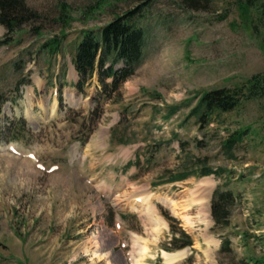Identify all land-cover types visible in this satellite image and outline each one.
<instances>
[{
    "label": "rangeland",
    "instance_id": "obj_1",
    "mask_svg": "<svg viewBox=\"0 0 264 264\" xmlns=\"http://www.w3.org/2000/svg\"><path fill=\"white\" fill-rule=\"evenodd\" d=\"M198 1L25 0L37 16L0 48V264L264 263V88L204 128L188 117L201 93L264 74V22L243 0ZM134 9L142 62L98 107L96 86L74 87L75 47L82 31ZM50 40L62 43L55 55L41 48ZM21 119L24 133L9 140L3 127ZM203 167L226 172L201 177ZM217 187L236 196L226 228L210 216ZM162 213L193 247L164 250ZM221 237L232 255L219 254Z\"/></svg>",
    "mask_w": 264,
    "mask_h": 264
},
{
    "label": "trees",
    "instance_id": "obj_2",
    "mask_svg": "<svg viewBox=\"0 0 264 264\" xmlns=\"http://www.w3.org/2000/svg\"><path fill=\"white\" fill-rule=\"evenodd\" d=\"M197 2L199 1L191 0L192 4ZM241 4L242 7L255 8L257 13H260V19L264 22V4L257 3L256 0H243ZM137 10L127 11L125 14L115 17L97 31L85 30L81 32V38L75 47L72 58V64L78 77L74 87L78 92L83 93L85 87L96 86L99 90L98 107L101 101H107L113 93L120 89L121 85L134 74L142 62L145 33L141 27L137 26ZM36 16V13L27 7L25 0H0V26L6 30L7 34L5 39L0 40V48L10 46L12 39L8 38L9 35L19 31L24 24L34 20ZM61 44L60 40H50L44 43L41 48L55 55L60 51ZM14 68H19V64ZM95 80L97 83L94 82ZM263 88L264 74L252 76L243 86L205 91L197 97L188 117L193 118L199 128H204L213 123L219 115L232 112L242 102L260 96L259 93ZM177 111V106L168 108L167 118ZM3 130L9 140H15L24 133L25 120L11 122L3 127ZM243 135L244 133L235 132L225 140L226 153L231 154ZM115 138L117 136L114 130L111 141H115ZM121 142L123 141L119 140V143ZM148 162L150 161L148 160ZM131 165L139 167L140 161H130L127 164V166ZM225 172L222 169L218 171L203 167L200 169L199 176L215 175L216 178H220ZM195 174L197 173L194 170L175 173L169 179V183L183 181ZM163 184L165 183L160 185ZM235 203L236 196L231 190L222 187H217L214 190L210 200V216L214 227L226 228L229 226ZM162 216L169 223L171 233V239L164 245V250L174 252L193 247L192 237L181 226H177L176 219L166 213H162ZM220 239L219 254L232 255L230 239L228 237ZM240 263L264 264L257 261L251 263L244 259Z\"/></svg>",
    "mask_w": 264,
    "mask_h": 264
},
{
    "label": "bare ground",
    "instance_id": "obj_3",
    "mask_svg": "<svg viewBox=\"0 0 264 264\" xmlns=\"http://www.w3.org/2000/svg\"><path fill=\"white\" fill-rule=\"evenodd\" d=\"M54 110V109H53ZM209 185L208 184H206V186L204 187V190H202L201 192L202 193H204L207 189H209ZM147 199H148V197H145V198H142V199H139V200H141V201H147ZM138 200V199H137ZM149 200V199H148ZM150 201V200H149ZM148 201V202H149ZM141 203V202H140ZM139 203V204H140ZM136 204H137V202H136ZM145 205V204H144ZM163 256L164 257H170L169 255H167V254H163ZM182 256L183 255H175L174 257H172V258H168L167 260H166V262H165V264H172V263H174V262H176V261H178L180 258H182ZM136 264H140V263H136Z\"/></svg>",
    "mask_w": 264,
    "mask_h": 264
}]
</instances>
